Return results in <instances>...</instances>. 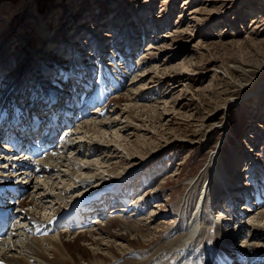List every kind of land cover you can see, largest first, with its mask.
<instances>
[{"label": "rangeland", "instance_id": "obj_1", "mask_svg": "<svg viewBox=\"0 0 264 264\" xmlns=\"http://www.w3.org/2000/svg\"><path fill=\"white\" fill-rule=\"evenodd\" d=\"M154 2V12H152V6L147 0H0V23L3 26L0 27V101L4 95L6 97L2 100V103L9 105L12 103L13 98L17 97L18 91L21 92L18 89L23 85H29L28 81H25L32 75L30 66L38 63L41 54H45L43 59L48 64L54 65V67L58 65L60 70L64 69L61 70L64 72L70 71L65 70L67 67L65 63H68L67 68H70L69 63H72V59L69 57L71 56L69 54L59 55L60 52L56 51L58 46H50L53 43H48L51 38L54 39L56 36L54 35L56 33H53V28L56 26L55 20L60 23L69 21V24H66L68 29L64 30L68 39L74 37L75 40L79 36H83L77 39L78 43H75L78 51L84 50V43L89 44L88 34L91 33L79 26L75 33L72 31L70 36V27L79 21L81 24L88 23L91 25L97 21L98 23L106 22L108 17L105 19L104 14L112 17L116 8V11L119 12L116 16L118 20L113 17L110 22L115 24L111 25L110 29L107 28V37L105 34L102 36L106 37V40H100L104 47L109 46L107 48L109 50L112 46L118 47L117 42L124 46V36L121 37L120 35L122 31L123 33L128 31L127 28L132 30L133 33H137L140 29L147 36V38L145 36L142 38L143 44L139 47L138 54L132 57V64L137 65L141 62L143 64L139 65L140 68L137 66L138 70H131L122 89L118 91L115 86V88L109 87V85L102 86L100 82L98 83L99 80H96L97 83L92 87L90 91L92 93L89 96V98H96L95 107L90 109L93 107L90 104L88 110H86L88 114L95 111L98 113V115L93 116L96 121L104 118L114 119L113 117L121 112L127 104L124 103L125 101L120 102L118 98L130 89L128 86L137 76L145 74L143 72L149 70L153 65L164 63L160 70L167 68L165 72L168 75L167 78L160 81L158 85L157 83L147 85L146 88L138 92L139 96L132 101V104L145 107L144 111L156 107L158 114L148 112L147 115H144V118L147 117L146 119L149 120L146 122L152 129L148 128L143 132L137 130V126L141 125L139 121L128 124L126 121L123 123V119H119L120 121L115 119L117 121L114 122L113 128H109L106 132L114 134L115 129H121L129 125L130 128H133L129 131L127 129L124 133L123 131L119 132L122 140L128 139L130 142H135L137 138L141 140L140 135L145 136L142 144L144 145L143 152L139 155L142 156V159H145L147 166L137 175L133 186L138 189L141 188L143 191L140 189L135 199H131L130 202H138L137 206L141 212H144L146 208L147 210H145V214L137 217L135 216L136 211L133 213L134 215L124 212L123 218L133 216L132 218L141 220L139 225L147 231L140 233L139 236H142V239H137V241L133 239L121 244L122 247L120 248L123 250L130 249L133 244L138 250L146 246L148 248L149 241L154 239L157 244H160L165 239L163 238L164 235L169 233L166 239L171 236L172 227L178 222L175 206L184 201L186 193L190 189L191 181L202 182L204 176L201 178V175L203 173L205 175L207 172L209 158L214 151L219 149L223 154L234 151L235 159H238L234 165V170L237 167V171L240 173L236 172L232 175L234 181V185L231 187L232 195L237 193L235 189L239 187L242 188L241 193H243L245 186L237 187L235 183L240 178L242 179L241 182L244 181V178H247L245 174L247 171V163H245L248 160L247 152H251L256 160L257 167L253 163V169L256 168V173L257 171L258 173L252 180L248 181L253 184L252 189L250 188L252 192H250L255 198L252 201V209L251 202L250 207H248L249 203L245 201L238 208L237 211L242 212V215H240L241 223L244 225L247 222H253L257 214L264 210V83L261 89L257 90V93L251 92L257 85L259 86L264 82V0H154ZM71 8H74L75 11L69 12ZM29 9L30 11H28ZM29 14L34 17V21L45 18L43 24H39L43 26V29H40L42 32L45 30L49 33L46 41L40 40L39 34L34 36V33L37 32L34 30L37 24L33 28V20L28 17ZM64 15H68L70 19L66 16L68 19L65 21ZM95 16L97 19L93 18ZM100 19L103 20L99 22ZM164 22H168L169 26L159 29L158 36L161 38L164 35H169V38H161V43L158 40L152 43L153 34L155 33L154 26H157L158 23L164 25ZM86 24L85 26H87ZM99 29L104 30L103 28ZM175 32H181V34ZM57 33V35L62 34L61 32ZM21 38L24 39L21 40ZM82 38L86 42H81L83 44L79 45ZM22 41H26L31 50H27L28 54H23L24 58L21 59L20 55H17L18 47L16 45ZM71 41L74 43L73 39ZM163 43H166V45ZM153 46L158 47L154 52L150 50ZM67 47L73 50V47ZM69 49L66 48V50ZM120 49L121 47L118 48V50ZM109 50L107 52L111 51ZM191 59L194 61V65L182 63L184 60L188 62ZM76 60L87 61L89 65H96V67H100V62L111 61L104 62L102 67L106 70H113L115 64L119 63L114 59H103L102 56L98 59H87L85 57ZM51 61L52 63H50ZM111 63L114 65L111 66ZM121 67L122 64H120ZM99 77L100 74L98 73L97 75L93 74L91 78L98 79ZM147 80L148 75L139 84L142 86L147 83ZM90 83H93V80ZM25 89L28 88L25 87ZM165 102H169L166 107L163 105ZM158 116L159 119H157ZM130 133L133 134L131 137ZM62 135L61 133L60 136ZM112 136L114 135L106 136L107 141L111 140ZM56 145L58 146L60 143L57 142ZM112 146H115V144ZM114 150H116V157L108 159L107 163L113 165L110 167H118L114 174L118 178V175L124 172L123 170L129 169L130 166L125 165L126 162H121L122 158L119 159L121 153L118 152L116 146ZM84 153L90 157L88 159L94 165V161L98 159L99 154L86 149ZM133 154L135 153L133 152ZM101 157H103V154L100 153ZM67 158L73 162L74 158L70 154H67ZM76 163L79 162L76 161ZM243 165H245L244 170ZM82 166L80 164L79 168L81 169ZM102 167V165H98L97 170H100L99 172L104 171L105 168ZM104 176L103 180L98 183V189L102 188L104 190V186L111 184L116 179L111 175ZM209 176L207 172V177ZM129 184L128 194L132 189ZM233 190L235 191L233 192ZM32 193L31 189H27L21 200H27L28 195ZM154 193L157 197L149 199ZM92 194H95L94 190L89 187L84 190L79 198V193L70 198L86 199ZM144 197L147 201L143 205ZM153 200L156 202L155 205H153ZM26 209L28 210L25 207L24 210ZM58 210L59 212L50 213L47 209L44 213L39 214L42 215L44 220L48 221L49 216L51 220L54 215H61L67 209L61 206ZM30 211L33 212L31 209ZM39 214L37 213L36 216L39 217ZM110 216H113V214ZM15 222H19L18 226L20 227L23 225L31 228L30 223L24 220L23 217L18 218ZM125 222L126 220L116 221L115 228L108 235H104L105 238H100V240H104L102 244H106V242L110 244L114 240L113 237L118 232L117 230H119V233L126 234L123 227H127L129 223ZM50 223H53V221ZM235 223L238 224L237 221ZM126 224L128 225L126 226ZM263 224L264 222H255L251 226L256 229L263 226ZM65 229L66 226L61 230ZM262 229L254 231L255 234L258 233L264 238V230ZM216 230L217 228L212 229L210 237H214ZM226 230L225 232H228L230 229ZM143 236H147V238L145 239ZM3 238L1 240H6L8 235ZM28 238L32 239L34 237L30 235ZM162 238L163 240L160 241ZM261 242L263 241L261 240ZM212 243L208 242L207 244L211 245ZM261 244L264 245V242ZM37 245L43 251L48 249L47 246ZM239 246L235 245L234 247ZM80 247L82 248L80 249ZM80 247L63 248L62 252L64 254L62 255L65 258L70 257L66 258L69 263H87L91 258L86 252L89 251L90 246H86L87 249L85 246L80 245ZM200 249L203 250V246ZM53 252H55L54 249L51 250L50 248L45 252V255L52 258ZM99 252L102 254L107 253L103 246H101ZM135 253L122 254L121 259L117 260L116 258L113 260L114 263L111 264H120L124 259L130 257L133 259ZM149 255L150 253H147L146 257H149ZM248 256L250 255L248 254ZM250 259H253V257L250 256ZM236 263L238 264V262Z\"/></svg>", "mask_w": 264, "mask_h": 264}, {"label": "bare ground", "instance_id": "obj_2", "mask_svg": "<svg viewBox=\"0 0 264 264\" xmlns=\"http://www.w3.org/2000/svg\"><path fill=\"white\" fill-rule=\"evenodd\" d=\"M147 1H149V4L152 6L151 11L154 12V0ZM73 10L74 8H71L69 12H72ZM116 10H114L115 14L112 17L107 15L105 16L104 14V18L106 17L105 19L108 17L106 22L98 23L97 21L95 24L91 25L88 23L81 24L79 21L76 22L74 26L70 27L69 35L72 33V31L75 33L79 26L91 33L88 34L89 44L81 43L86 42L84 41V38L80 40L79 45H84L83 51H78L76 49L77 45L75 44L78 41L77 39L83 36H79L75 40L74 37H72L74 42L72 43V39H68L66 36V31H64L68 29L66 28V24H69V21H67L69 16L64 15V20L67 21L65 23H60L55 20L56 26L53 28V33H56L54 34L56 35L54 38L55 40L51 38L52 41L50 40L48 43H53L50 46H58L56 51L60 52L59 55L64 56V54H69L71 57H73H69L72 59V63H69L70 68H67L68 65L65 68V70L70 71L64 72L58 69L61 71L62 78L61 80L56 79L55 82L60 84L63 82V79L65 80V75L68 77L71 76V73H75L77 77L84 79L83 82L88 81L87 85H89V88L81 95V98L79 99L80 104L77 105L79 106L78 111L75 109L72 115L68 116L70 122L68 120L60 122L62 124L69 122V125L64 128L62 137L54 136L48 145L46 143H37L35 144V147L28 151H24L18 157H14V155H11L10 152L6 154L0 151V195L3 196L5 192H8L9 188L10 190L19 193L20 189H22L20 186L22 185L21 181L24 183L23 195L26 193L27 189H31L33 191L32 194L28 195L27 200L20 201V199H16L13 204L16 205V212H18L16 217L19 219L20 217H23L24 220L30 223L31 228L27 226L26 228L23 225L20 227L18 226L19 222H15L12 225V230L8 233V238L6 240L4 239L6 237L3 238L4 240H1L0 238V264H73L66 260V258H70L69 256L65 258L62 255L64 254L62 250L63 248H78L80 245L85 247L90 246L89 251L86 252H88L91 258H89V261L84 264H111L114 263L113 260L116 258L117 260L121 259L122 254L125 255L128 252H136L134 254V258L132 259L130 257L129 259H124V261L120 264H237L236 262H238V264H264V247H262L264 245L261 244L264 242V238L261 235H258V233L255 234L256 232L254 231L256 229H262L264 224L263 226H259L256 229L251 226L255 222H264V210L257 214L256 219L253 222L250 221L244 225L241 223L240 215H242V212L240 213L237 210L240 208L242 203H244V201L249 203L248 207H250L251 202L252 209V201H254L255 197L251 193L252 190H250V188L253 187V184L249 183L247 178H244L243 183L241 182L242 179L240 178L239 181L235 183V186L239 187L241 184H246L244 190L247 192H244L243 190V193H241L242 188L239 187L238 189H235L237 190V193L232 195L231 187L234 185L232 175L233 173H238L237 167L236 170H234V165L238 159H235L236 155L234 154V151L230 152L229 154H223L220 149L218 151H214L209 158L206 171L210 176L207 177L206 172L205 175L204 173L201 175V178L204 176L202 182L196 183L195 181H191L189 185L190 189L186 193L184 201L182 203L179 202L175 206L176 218H178V222L172 227V230L170 229L172 231H170L171 236L169 235L171 238L168 237V239H166L169 234L168 233L167 235L163 236V238L166 240L164 239V241H162V238L160 240L162 241L160 244H157V242H155L153 239L149 241L148 248H146V246L140 250H138L134 244L130 249L127 250L120 248L122 247L121 244H125L130 240L134 239V241H137V239H142V236H139L140 233L147 231L139 225L141 220H136L135 218H132L133 216L130 218H123L124 212L133 214L136 211V217L142 216L146 213L145 210H147V208L144 209V212H141L137 206L138 202H130L131 199H135L138 193H134L132 195H121L123 188L133 179L135 181L137 175L140 174V172L147 166L146 161H144L145 159H142V156L139 155L143 152L144 145L142 144L145 136L143 134L140 135L139 137L141 140L137 138V141L135 142H130L128 139L122 140V136H120L119 132L121 133L123 131L124 133L127 129L128 131L132 129L133 127L130 128L129 125H126L121 129H115L113 131L114 134H108L106 132L109 128H113L114 122L117 120L120 121L119 119H123V123L126 121L128 124L139 121L141 125L137 126V130H141L143 132L150 128L146 122L148 119H146L147 117L144 118V115H147L148 112L156 114V107H152V110L144 111L146 109L145 107L138 104H132V101L139 96L138 92L146 88L147 85L153 83H157L158 85L159 82L167 78L168 75L165 73L167 68L160 70L161 67L164 66L163 63L162 65H153V67H151L149 70L143 72L145 74L137 76L139 80H137L138 78L136 77L135 79L137 81L134 79V81L130 83V86H128L130 89H128L126 93H122L123 95L118 98L120 102L125 101L124 103L127 105H124L125 107H123L120 113L113 117L114 119L104 118L100 121H96L93 117L94 115H98L96 111L89 112V114L86 112L90 104L91 106L93 105V107L90 109L95 107L96 98H89V96L92 93L90 92L92 87L97 83L96 80H99L98 83L100 82L102 86H115L116 88H114L119 91L124 86V82L127 81L131 70H138L137 66L139 67V65L143 64V62L138 63L137 65L132 64V57L138 54L139 47H141L143 44L142 38H144V36L147 38L145 32L142 30L138 29L137 33H133V31L129 28H127L128 31H125L124 33L122 31L120 36H124V46H121L120 42H117L116 45L118 47H110L111 51L107 49L109 46L104 47L102 41L100 42L101 39L106 40V37L108 36V33H106L107 28L110 29L111 25L115 24L110 21L113 19V17L114 19L117 18L116 16H118L119 12ZM28 11H30V9ZM28 17L33 20V28L37 24L34 28V30L37 31L34 33V36L39 34V39L46 41L48 39L49 33L45 32V30L44 32L40 30L43 29V26L40 25L43 24L42 22L45 18H40V20L34 21V17H32V15L29 14ZM93 18L97 19L96 16ZM101 20L103 19H100L99 22ZM85 24L87 26H85ZM163 24L165 26L159 25V23L157 26H154L155 33H152V43H155V40L160 42L161 38H169V35H164V37L161 38L158 36L159 29L169 26L168 22H164ZM0 27H3L1 23ZM99 28H103L104 30H100ZM57 32L62 33L60 34L62 35V38L60 35H57ZM175 33L181 34V32ZM104 34L106 37H102ZM137 35L139 36L136 37ZM23 39L21 38V40ZM66 41L71 42L65 43ZM163 44L166 45V43ZM16 46L18 47L17 55L19 54L21 59L24 58L23 54H28L27 50H31L26 41H22ZM67 46L71 48L73 47V50L69 49ZM120 47L121 49L118 50ZM66 48L69 50H66ZM157 48L158 47L153 46L150 48V50L154 52ZM108 50L110 52H107ZM114 52L115 54L112 55ZM44 55L45 54H41L39 56L40 60L37 64L30 66L32 75L25 82L28 81V83H31V81L37 80L40 84L46 85L47 76H43L40 73L43 71H50L49 69H53L55 67L54 65L48 64L47 61L43 59ZM55 56L59 57L58 55ZM101 56L103 59L107 58L114 59L116 62L119 61V63L115 64L114 66L116 68L113 67L114 71L112 69L106 70L104 67H102L104 62L111 61L106 60L102 63L100 62V67H96V65L91 64L84 66L82 63L80 64L79 61L76 60L78 58L82 59L85 57H87V59H98ZM36 59L38 58L36 57ZM193 62L194 61L191 59L188 62H185L184 60L182 63H185L186 65H194ZM50 63H52V61ZM112 64L113 63L110 65L112 66ZM120 64H122L121 68ZM72 70H74V72H72ZM98 73L100 74L98 79L91 78L93 74L97 75ZM146 75H148L147 83L141 86L139 82H141L144 77H146ZM91 80H93V83L90 84ZM263 83L264 82H262L259 86L257 85L258 88L255 87L251 92L257 93V90L259 91L261 89ZM25 87L28 88L30 85H23L20 87V89H18L21 92L18 91L16 96L17 98L20 97V100L22 97L25 98ZM59 91L60 90L56 88L51 89V92L53 93ZM255 97L257 98V95ZM2 98H6L5 95ZM2 100L0 101V120L5 117L9 107L8 104L2 103ZM24 101L26 102L27 99L22 100V102ZM168 103L169 102H165L163 104L164 107H166ZM118 106L120 107V105ZM23 109L24 116H27L28 119V114L30 116H36V118H39L40 111H47L49 107L47 106L44 108H39L37 102H33L27 108ZM18 110L22 112L21 109ZM52 110H54V108H52ZM81 110L83 111L81 112ZM159 116L157 119H159ZM21 118H23V116L22 113L19 112L18 120ZM151 121L155 123V121ZM35 126L39 127V123H37ZM110 135L114 136L111 137V140L107 141L106 136L110 137ZM129 135L131 137L133 134L130 133ZM57 142H59L60 145L57 146ZM113 144H115V146L118 148V152L121 153L119 156V159L122 158L121 162H126L125 165L130 166L129 169L123 170L124 172L118 175V178L114 175L118 167H110L112 164L110 165L107 163L108 159L116 157V150H114L115 146H112ZM0 148H2V146H0ZM85 149L87 151L91 150L99 154L98 159L94 161V165H92V161L88 159L90 157L84 153ZM133 152L136 155L133 154ZM100 153L103 154V157L101 158ZM247 153L248 160L245 163L248 164L249 159L253 157V155L251 152ZM67 154H70L72 158H74L73 162L67 158ZM124 155L125 157H123ZM76 161L79 163H76ZM80 164L83 165L81 169L79 168ZM98 165H102V168H105V170L99 172L100 170H97ZM253 171L256 173V168H254ZM98 172L100 174L107 173L104 175H111L116 179H114L111 184L104 186V190H102V188L98 189V183L105 177L104 175H100ZM89 187L93 188L95 194H92L86 199L70 198L77 193H79V198L82 196L84 190ZM235 190H233V192ZM141 191H143V189ZM103 192H109L111 194L118 193L117 200L119 203H121V206L113 207V212H105V214L96 217L93 221L90 220V222H77V217L74 216L76 211L74 212V210H79L81 207L83 208L87 200H92L95 196ZM20 196L21 195H19V197ZM154 197H157L156 193L150 196L149 199H155ZM68 198H70L69 201H67ZM71 199L74 202H71ZM146 201V197H144L143 205ZM155 204L156 202L153 200V205ZM24 206L28 208V210H24ZM61 206L62 208L65 207L67 210H64L61 215H54L51 220L50 216L47 219L48 221H46L42 218V215H40L47 209L50 211V213L59 212L58 209H60ZM30 209L33 212H31ZM0 210H3V208H0ZM37 213H40L39 217L36 216ZM111 214H113V216H110ZM118 220L120 222L121 220H126V222L129 223V225L126 224V226L128 225L127 227H123V230L126 234L119 233V230H117L118 232H116L113 237L114 240L110 244L107 242L106 244H102L104 240H100V238H103L104 235H108L109 232L115 228V222ZM51 221H53V223H50ZM236 221L238 224L235 223ZM72 225H74L73 228L71 227ZM64 226H66V229L62 231L61 229ZM216 228L217 230L214 237H210L212 229ZM226 229L230 230L225 232L227 231ZM262 230H264V228ZM27 235H33L34 238L29 239V236L27 237ZM143 237L145 239L147 238V236ZM261 240L263 242H261ZM206 241L213 243L209 245L207 244L208 242L206 243ZM37 244H41L44 247L47 246L48 249L43 251L42 248ZM235 245L240 246L235 248ZM101 246L105 247V250L107 251L106 254L99 252ZM202 246L203 250L200 249ZM50 248L51 250L54 249L55 251L52 254V258H49L47 255H45V252L50 250ZM81 248L82 247H80V249ZM117 248H119V250H117ZM90 250L94 251L91 252ZM147 253H150L149 257H146ZM248 254L253 257V259H250Z\"/></svg>", "mask_w": 264, "mask_h": 264}]
</instances>
